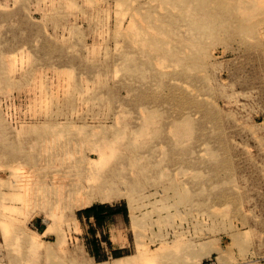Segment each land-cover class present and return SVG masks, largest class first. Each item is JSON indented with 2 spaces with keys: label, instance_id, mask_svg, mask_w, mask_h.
<instances>
[{
  "label": "rangeland",
  "instance_id": "obj_1",
  "mask_svg": "<svg viewBox=\"0 0 264 264\" xmlns=\"http://www.w3.org/2000/svg\"><path fill=\"white\" fill-rule=\"evenodd\" d=\"M90 1L0 0V264H264V0Z\"/></svg>",
  "mask_w": 264,
  "mask_h": 264
},
{
  "label": "bare ground",
  "instance_id": "obj_2",
  "mask_svg": "<svg viewBox=\"0 0 264 264\" xmlns=\"http://www.w3.org/2000/svg\"><path fill=\"white\" fill-rule=\"evenodd\" d=\"M88 1H90V0H88ZM96 1H95V3H96ZM170 1L171 0H162L161 2L165 3V4L172 3V5L176 9L184 10L183 18L185 20V24L186 25L188 24L187 26H189L190 29L192 30V32L194 34L193 36H197L199 28H201L203 26L204 22L206 23L205 17L207 15H210L215 8L212 5L211 6L205 5L204 2H202V0H176V1H172V2H170ZM90 2H92V1H90ZM204 10H206V12ZM186 14H188L187 20H186ZM182 28L187 29V27L185 25ZM185 33L186 32H184V34ZM187 38H191V37L189 36ZM113 146H114V144L111 141L103 139V140H101V142L100 141L97 142L96 145L93 146L91 149H94V148L98 149L100 151V153H98V154L100 156H102L101 154H103L104 151H101L102 150L101 148L108 149L112 153V150L114 148ZM99 158H101V157H99ZM97 181H99V183H97L95 185H91L88 190L83 191L81 194L77 195L78 199H81L83 201V204L87 205L90 202V200L94 199V198H98L100 201L109 198V192H106L107 189L105 188L106 187L105 183H106L107 179H105L102 176L100 179H97ZM111 181H112V179H111ZM74 184L75 183H73L71 180L67 181L64 185H62V191L61 192L64 193V190L67 188L68 193H71V192L76 193L77 191L75 192L74 189L69 188L70 186H72ZM79 185H81V183H77L74 186L77 187ZM107 186H108V183H107ZM111 188H113V187H111ZM82 198H84V200ZM109 200H111V198ZM109 200H107V201H109Z\"/></svg>",
  "mask_w": 264,
  "mask_h": 264
},
{
  "label": "trees",
  "instance_id": "obj_3",
  "mask_svg": "<svg viewBox=\"0 0 264 264\" xmlns=\"http://www.w3.org/2000/svg\"><path fill=\"white\" fill-rule=\"evenodd\" d=\"M85 216H92L96 224L100 225L109 215L120 212L118 208H111L108 205L94 203L82 211Z\"/></svg>",
  "mask_w": 264,
  "mask_h": 264
},
{
  "label": "crops",
  "instance_id": "obj_4",
  "mask_svg": "<svg viewBox=\"0 0 264 264\" xmlns=\"http://www.w3.org/2000/svg\"><path fill=\"white\" fill-rule=\"evenodd\" d=\"M121 217H122V215H120V214H116L114 216V218H115V224H111L110 225V226H113V227H110L109 226L110 234L112 233V231L117 230V227L119 228V227L122 226L121 225V220H120ZM124 246H125V244L121 243V244L118 245V248H121V247H124Z\"/></svg>",
  "mask_w": 264,
  "mask_h": 264
}]
</instances>
